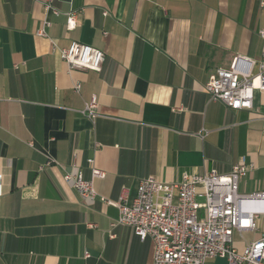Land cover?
I'll return each instance as SVG.
<instances>
[{
	"label": "crops",
	"instance_id": "0c3cea01",
	"mask_svg": "<svg viewBox=\"0 0 264 264\" xmlns=\"http://www.w3.org/2000/svg\"><path fill=\"white\" fill-rule=\"evenodd\" d=\"M43 1H0V264H153L154 243L112 228L119 210L100 200L127 189L131 203L147 177L224 175L245 158L239 192L264 193V94L233 110L207 91L234 57L262 59L261 0H56L59 15ZM73 42L105 53L101 72L69 69L60 51ZM93 97L94 121L82 114ZM90 159L105 173L96 201L65 181L90 178ZM258 226L235 231L238 250L264 216Z\"/></svg>",
	"mask_w": 264,
	"mask_h": 264
},
{
	"label": "built area",
	"instance_id": "2783aa9c",
	"mask_svg": "<svg viewBox=\"0 0 264 264\" xmlns=\"http://www.w3.org/2000/svg\"><path fill=\"white\" fill-rule=\"evenodd\" d=\"M55 1L44 0L43 5L47 11L59 15L60 11L53 6ZM260 4L264 9V0ZM79 17V11L66 14L68 32L77 29ZM47 26H50L48 21L39 32L41 36H46ZM258 35L264 42V28ZM60 55L71 70L95 72L102 71L106 58L103 51L79 42L61 50ZM75 89L79 91L81 85L76 84ZM207 91L211 102H222L233 110L251 109L256 91L264 94V47L260 61L238 55L228 69H218L210 75ZM98 108V99L93 97L85 104L82 114L94 121L99 117ZM88 164L90 178L83 172L67 173L65 181L83 198L96 201L99 194L95 180L103 179L105 173L94 167V160L90 159ZM252 169L253 165L242 158L224 175L213 169L203 175L184 174L175 183L147 177L140 181L131 203L127 189L122 190L117 201L104 197L100 200L119 210L112 228L130 227L142 241L150 239L154 243L153 264H207L216 258L225 259L227 264H264V233L242 251L234 245L235 231H257L259 219L264 216V193L239 192V181ZM85 256L88 258L90 254Z\"/></svg>",
	"mask_w": 264,
	"mask_h": 264
},
{
	"label": "rangeland",
	"instance_id": "374dc122",
	"mask_svg": "<svg viewBox=\"0 0 264 264\" xmlns=\"http://www.w3.org/2000/svg\"><path fill=\"white\" fill-rule=\"evenodd\" d=\"M199 202H200V203H203V200H199ZM236 238H238L237 235H236Z\"/></svg>",
	"mask_w": 264,
	"mask_h": 264
}]
</instances>
